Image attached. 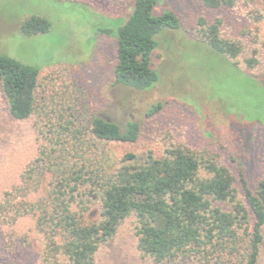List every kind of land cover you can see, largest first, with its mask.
Here are the masks:
<instances>
[{
    "label": "trees",
    "instance_id": "16d2710c",
    "mask_svg": "<svg viewBox=\"0 0 264 264\" xmlns=\"http://www.w3.org/2000/svg\"><path fill=\"white\" fill-rule=\"evenodd\" d=\"M160 1L133 0L127 16L99 31L116 43L115 84L141 91L159 80L152 53L160 43L168 46L169 33L180 28L173 11H157ZM195 1L218 9L232 8L238 0ZM259 3L263 12L254 13L255 21L264 18V0ZM222 23L219 17L198 18L196 41L249 77L236 60L241 43L222 35ZM19 28L25 35L45 33L50 22L31 15ZM245 63L252 68L257 59L251 56ZM39 71L0 54L8 112L16 120L37 114L34 125L41 141L19 183L0 197V225L11 227L18 218L32 217L42 243L36 264H95L100 244L130 215L136 247L151 264H258L264 256V158L253 189L240 173L243 199L226 165L186 146L167 147L160 156L128 152L110 162L105 144L136 141L139 124L128 120L120 127L93 111L81 118L72 102L48 106L37 98ZM160 106L153 104L148 114ZM91 207L97 208L95 217L88 215Z\"/></svg>",
    "mask_w": 264,
    "mask_h": 264
},
{
    "label": "rangeland",
    "instance_id": "374dc122",
    "mask_svg": "<svg viewBox=\"0 0 264 264\" xmlns=\"http://www.w3.org/2000/svg\"><path fill=\"white\" fill-rule=\"evenodd\" d=\"M132 4L133 0H0V54L40 68L36 94L48 106L72 102L81 118L93 111L120 127L136 121V141L105 144L110 162L128 152L160 156L167 147L186 146L226 165L243 199L240 173L253 189L264 158V18L253 19L256 11L263 12L259 0H238L232 8L218 9L195 0H161L157 11H173L180 28L169 33L168 46L160 43L152 53L159 80L141 91L114 83L116 43L99 32L127 16ZM31 15L49 20V30L23 34L19 25ZM200 17L222 19V35L241 43L236 60L249 77L196 41ZM251 56L257 63L248 68L245 60ZM5 99L0 87V197L19 183L41 143L34 125L37 114L16 120ZM156 103L161 104L159 110L148 114ZM96 209L91 207L88 215L95 217ZM18 219L11 227L0 225V264L39 261L42 243L34 220ZM134 221L133 215L122 220L113 237L100 244L95 264H151L136 247ZM258 264H264V256Z\"/></svg>",
    "mask_w": 264,
    "mask_h": 264
}]
</instances>
